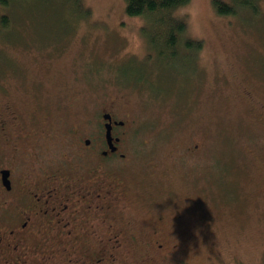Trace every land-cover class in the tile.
<instances>
[{
  "label": "rangeland",
  "instance_id": "obj_1",
  "mask_svg": "<svg viewBox=\"0 0 264 264\" xmlns=\"http://www.w3.org/2000/svg\"><path fill=\"white\" fill-rule=\"evenodd\" d=\"M214 1L175 12L202 43L186 66L157 59L125 0L0 6V90L23 109L39 91L28 108L44 107L51 129L99 120L118 98L133 120L113 163L140 198L128 216L173 225L164 259L136 264H264V124L243 93L264 102V0H217L235 14ZM51 153L75 158L60 143Z\"/></svg>",
  "mask_w": 264,
  "mask_h": 264
},
{
  "label": "flooded vegetation",
  "instance_id": "obj_2",
  "mask_svg": "<svg viewBox=\"0 0 264 264\" xmlns=\"http://www.w3.org/2000/svg\"><path fill=\"white\" fill-rule=\"evenodd\" d=\"M0 92V264L164 259L173 225L163 215L150 224L128 216L138 194L113 164L124 160L125 129L134 124L120 99L106 100L99 120L87 113L75 125L64 128L60 119L51 129L44 107L28 108L39 91L28 89L24 109ZM243 93L264 124V102ZM58 143L69 145L75 158L53 155Z\"/></svg>",
  "mask_w": 264,
  "mask_h": 264
},
{
  "label": "trees",
  "instance_id": "obj_3",
  "mask_svg": "<svg viewBox=\"0 0 264 264\" xmlns=\"http://www.w3.org/2000/svg\"><path fill=\"white\" fill-rule=\"evenodd\" d=\"M23 1L0 0V6L8 8L13 3ZM188 2L189 0H125L126 14L145 20L143 30L149 42V49L162 63L189 65L195 58L192 51H198L202 46L200 41L186 37L184 16H175L176 10ZM214 5L219 13L235 14V10L226 3L216 0ZM5 21L6 16L1 15L0 27L7 26Z\"/></svg>",
  "mask_w": 264,
  "mask_h": 264
},
{
  "label": "water",
  "instance_id": "obj_4",
  "mask_svg": "<svg viewBox=\"0 0 264 264\" xmlns=\"http://www.w3.org/2000/svg\"><path fill=\"white\" fill-rule=\"evenodd\" d=\"M104 119H109V118L107 116H104ZM105 129H106V137H107V139H109L110 135H109L108 125L105 126Z\"/></svg>",
  "mask_w": 264,
  "mask_h": 264
}]
</instances>
